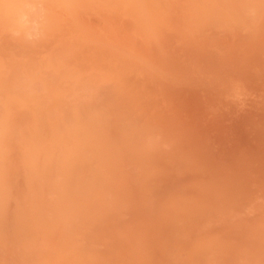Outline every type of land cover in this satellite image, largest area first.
Masks as SVG:
<instances>
[{"label":"clouds","instance_id":"obj_1","mask_svg":"<svg viewBox=\"0 0 264 264\" xmlns=\"http://www.w3.org/2000/svg\"><path fill=\"white\" fill-rule=\"evenodd\" d=\"M0 264H264V0H0Z\"/></svg>","mask_w":264,"mask_h":264}]
</instances>
